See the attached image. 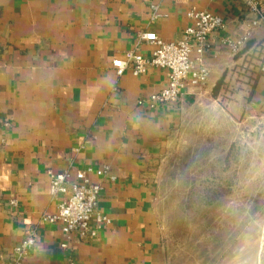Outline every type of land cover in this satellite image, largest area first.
Returning a JSON list of instances; mask_svg holds the SVG:
<instances>
[{"label":"crops","instance_id":"crops-1","mask_svg":"<svg viewBox=\"0 0 264 264\" xmlns=\"http://www.w3.org/2000/svg\"><path fill=\"white\" fill-rule=\"evenodd\" d=\"M155 9L162 17L152 22ZM193 10L225 21L202 58L208 86L188 88L177 104L155 111L140 106L166 88L167 72L119 77L113 61L125 51L148 57L143 33L180 40ZM248 28L247 10L232 0H0V264L12 263L30 230L38 240L24 264H68L69 257L75 264H168L156 180L186 114L213 103L233 117L264 119V75L247 68L264 60V24L237 56L221 43ZM89 168L102 187L98 212L111 225L92 241L73 236L65 251L61 224L43 220L57 212L48 172H69L74 183Z\"/></svg>","mask_w":264,"mask_h":264},{"label":"rangeland","instance_id":"rangeland-1","mask_svg":"<svg viewBox=\"0 0 264 264\" xmlns=\"http://www.w3.org/2000/svg\"><path fill=\"white\" fill-rule=\"evenodd\" d=\"M235 114L197 104L164 154L156 209L168 264H245L260 252L264 119Z\"/></svg>","mask_w":264,"mask_h":264},{"label":"built area","instance_id":"built-area-1","mask_svg":"<svg viewBox=\"0 0 264 264\" xmlns=\"http://www.w3.org/2000/svg\"><path fill=\"white\" fill-rule=\"evenodd\" d=\"M232 1L245 7L249 20L248 30L239 38L236 40L225 38L221 41L222 45L237 56L246 48L254 32L264 24V14L260 8V0ZM161 17L155 9L151 21L156 22ZM188 17L193 23L185 29L180 40L167 42L153 32L143 33L139 36V42L152 47L148 57L143 56L138 50L125 51L123 58L113 61V67L119 77L126 71H131L136 76L145 75L150 68L167 72L166 88L147 99L140 100V106L155 111L177 104L188 88L204 89L208 86L211 70L204 64L202 58L207 51L208 39L213 33L225 28V21L219 15L197 10L191 11ZM194 53L197 54V59L193 58ZM257 70L259 74H264L263 61L259 62ZM106 171L98 174L103 175ZM92 173L91 168L80 171L76 175V182L72 183L69 172L60 174L48 172L49 191L52 199L57 202V212L52 216H45L43 220L50 224H61L65 236V241L61 245L62 250L71 251L70 243L73 236L81 241H92L97 239L101 230L111 225V220L98 212L102 187L90 180ZM11 205H16V201L11 202ZM93 220L96 221L95 225L92 224ZM37 240L36 230L26 232L21 242L13 249L11 264H24ZM68 264H75L72 257H69Z\"/></svg>","mask_w":264,"mask_h":264},{"label":"trees","instance_id":"trees-1","mask_svg":"<svg viewBox=\"0 0 264 264\" xmlns=\"http://www.w3.org/2000/svg\"><path fill=\"white\" fill-rule=\"evenodd\" d=\"M250 48V42H248V44L246 45V49L245 50H248ZM264 62V60H263ZM261 75H264V74H261ZM226 78V75H224V77L217 83L215 89H214V97H217L218 96V93L220 92V89L224 83V80Z\"/></svg>","mask_w":264,"mask_h":264},{"label":"clouds","instance_id":"clouds-1","mask_svg":"<svg viewBox=\"0 0 264 264\" xmlns=\"http://www.w3.org/2000/svg\"><path fill=\"white\" fill-rule=\"evenodd\" d=\"M245 264H264V253H259L255 260H249Z\"/></svg>","mask_w":264,"mask_h":264},{"label":"water","instance_id":"water-1","mask_svg":"<svg viewBox=\"0 0 264 264\" xmlns=\"http://www.w3.org/2000/svg\"><path fill=\"white\" fill-rule=\"evenodd\" d=\"M263 232H264V226H263ZM263 244H264V236H263V239H262V243H261V246H260V252L259 253H263Z\"/></svg>","mask_w":264,"mask_h":264}]
</instances>
